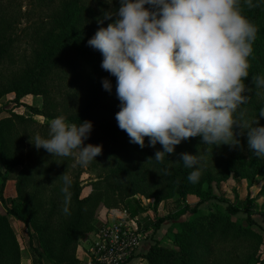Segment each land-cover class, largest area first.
I'll list each match as a JSON object with an SVG mask.
<instances>
[{
    "label": "trees",
    "instance_id": "trees-1",
    "mask_svg": "<svg viewBox=\"0 0 264 264\" xmlns=\"http://www.w3.org/2000/svg\"><path fill=\"white\" fill-rule=\"evenodd\" d=\"M252 2L255 6L249 7L243 0L240 5L243 14L257 27V33L245 80L249 99L237 111L257 117L264 107V88H257L252 77H264V0ZM118 7L119 0H112L111 4L107 0H0V98L14 93L16 102H21L27 95L41 96L43 109H32L34 115L51 120L63 109L77 125L91 121L93 144L102 145L97 161L92 160L87 169L71 156H55L50 158L54 167L35 169L26 164L27 157H17L8 163L6 172L0 171V201L6 209V214L0 213V264H22L21 244L8 216L26 226L30 247L38 254L33 256V264H79L77 247L95 228L101 206L126 209L135 215L129 201L134 196L153 200L152 209L156 212L164 200L174 196L186 199L194 193L201 197L195 207L185 204L172 215L157 216L155 231L164 222L182 220V216L191 213L190 218L179 222L173 234L174 247L155 243L143 255L147 263L252 264L264 244V235L255 229L259 223L253 218L254 212L218 197L212 184L231 174L251 181L261 176L264 180V157L240 151L222 161L221 170L201 171L198 182L192 183L187 177L193 169L178 161L184 152L165 154L157 161L151 158L156 150L148 146V137L143 148L129 142L115 119L120 110L116 78L101 68V53L87 44L100 27L112 22L98 23L103 12ZM104 78L112 82L111 91L103 88ZM260 120L264 126V118ZM35 125L33 117L17 113L2 117L1 153H25L22 150L27 143L31 145L29 159L32 153H48L29 142L30 135L39 134L32 130ZM194 150L189 153L199 151ZM18 166H25L16 181L18 197H5L6 173ZM88 169L98 170L99 174L90 181L92 193L83 197L82 175ZM64 172L72 181L68 214L62 211L64 184L59 177ZM213 199L226 202L227 206L217 205L207 212L199 209L202 203ZM240 212H245V217L234 219Z\"/></svg>",
    "mask_w": 264,
    "mask_h": 264
},
{
    "label": "clouds",
    "instance_id": "clouds-1",
    "mask_svg": "<svg viewBox=\"0 0 264 264\" xmlns=\"http://www.w3.org/2000/svg\"><path fill=\"white\" fill-rule=\"evenodd\" d=\"M243 2L255 6L252 0ZM240 5L241 0H119L118 8L98 19L100 24L112 22L87 44L101 53V68L116 78L117 126L141 148L145 137L148 146L159 143L163 150L151 158L160 161L196 136L204 144L238 145L236 126L241 135L246 131L252 154L264 157V126H257L264 107L251 124L234 117L249 99L245 80L257 33ZM252 83L264 88V77L253 76ZM102 86L112 90L107 78ZM92 128L91 121L77 125L61 115L48 122L47 138L30 135L29 142L53 156H74L83 167L102 152V145L84 144ZM202 160L199 153L179 154L178 161L193 169L189 182H198ZM59 179L64 184L62 211L68 214L72 181L66 172Z\"/></svg>",
    "mask_w": 264,
    "mask_h": 264
},
{
    "label": "rangeland",
    "instance_id": "rangeland-1",
    "mask_svg": "<svg viewBox=\"0 0 264 264\" xmlns=\"http://www.w3.org/2000/svg\"><path fill=\"white\" fill-rule=\"evenodd\" d=\"M264 95V94H263ZM264 97V96H263ZM79 101V99H78ZM59 104L63 105V102H59ZM32 109H43V98L41 96L27 95L23 97L21 102H16L15 94L10 93L6 96L0 98V119L2 117L11 116L13 113H17L26 117H33L36 120V125L32 128V130H36L41 136L48 134V122L46 117L42 115H34ZM56 116H64L66 120L70 123H73L70 115H67L63 112V109H60L56 112ZM235 119L243 122H247L251 124L256 117L250 115L248 113H243L237 111L234 114ZM257 126H263L261 120L259 119ZM22 130V129H21ZM20 130V131H21ZM31 131V130H29ZM236 138L239 141L238 145H229V144H221L219 146L212 144H204L202 142L201 137H190L184 141H182L179 145L175 147V152H192L194 149H198V153L203 156V160L200 162L201 171L221 170L222 161L228 159L231 155L236 154L240 151L247 152L246 154H252L251 151L247 147V135L246 131L243 135H241V129L239 126H236ZM94 136L89 135L88 139L84 141V144L91 143L93 144ZM230 143L235 142V140H230ZM156 152L162 151V147L159 143H157L153 147ZM31 145L27 143V146L22 150L25 153L17 152L15 153H1L0 150V171L4 172L7 168V165L11 160L17 159V157H27L28 161L27 165L33 167L35 169H46L49 167H54L52 164V159L55 158L51 153H32V158L29 159ZM174 152V153H175ZM195 153V154H198ZM3 154L4 156H1ZM59 157V156H58ZM74 158V156H71ZM7 161L5 162V160ZM45 159V162L43 160ZM50 159V160H48ZM40 161L38 163L37 161ZM76 163V162H75ZM74 163V164H75ZM28 166V167H29ZM25 166H18L13 170H10L6 175L8 176V181L5 184L4 195L8 198H17V178L19 172ZM85 169L86 166H84ZM6 172V171H5ZM68 173H71V169L68 170ZM99 171L95 169H88L82 175V180L84 181V189L82 192L83 197L89 196L92 191V185L90 184L91 179H94L98 176ZM263 178L261 176L257 177L255 180L251 181L247 177L241 176H233L232 174L222 181H214L212 184V189L215 194L223 199H226L228 202L238 205L240 207L252 209L254 212L253 218L259 223V227L264 229V193H263ZM1 182V179H0ZM54 185V184H53ZM201 197L197 194H189L186 199L180 198L178 196H174L172 198L164 200L158 207V210L153 211V200L147 199L142 195H137L131 198V206L135 210V215L139 218V228L141 232L142 244L144 246H152L155 243H160L162 247L172 248L174 247L173 243V234L177 232L179 227V222L182 220H186L191 217V213L182 216V220H168L161 225V228L157 231L154 229V221H157V216H169L170 214H174L178 209L183 207L185 204L190 205L191 207H195L197 203L200 201ZM217 205L227 206L226 202L220 201L219 199H213L210 201H206L199 206V209H202L204 212L208 211V208H215ZM111 209H107L105 206H101L97 212L96 220L94 222L95 228L89 233L87 236H95L97 234L98 228L103 224L100 222L99 217L101 215H105L106 213H110ZM0 213L6 214V209L4 205L0 201ZM245 212H240L233 218L237 217H245ZM107 216V215H106ZM12 226L14 227L18 239L20 241L22 247V260L24 264H30V259L35 255L38 257V254L35 253L34 250L31 249L29 244V233L27 231L26 226L22 222L21 225L18 224V219L13 216H8ZM255 227V229L264 235V231ZM157 235V236H156ZM151 239V242L149 241ZM37 243V241H36ZM148 247V249H149ZM34 249V248H33ZM147 249V251H148ZM28 260L27 262H25ZM147 262V261H146ZM48 264V263H46ZM252 264H264V244L261 246L257 256H255Z\"/></svg>",
    "mask_w": 264,
    "mask_h": 264
},
{
    "label": "built area",
    "instance_id": "built-area-1",
    "mask_svg": "<svg viewBox=\"0 0 264 264\" xmlns=\"http://www.w3.org/2000/svg\"><path fill=\"white\" fill-rule=\"evenodd\" d=\"M111 219L89 241L86 264H128L142 247L139 218L128 210H111Z\"/></svg>",
    "mask_w": 264,
    "mask_h": 264
},
{
    "label": "crops",
    "instance_id": "crops-1",
    "mask_svg": "<svg viewBox=\"0 0 264 264\" xmlns=\"http://www.w3.org/2000/svg\"><path fill=\"white\" fill-rule=\"evenodd\" d=\"M131 212L135 211L133 208L130 209ZM107 215V216H106ZM111 214L110 213H106L105 215H101L99 217L100 222H105L108 219H111ZM21 221H18V224L21 225ZM157 236V235H156ZM96 237V235L94 236H89V238L87 237L86 239H83L79 242V245L77 247V258L79 259L80 263L79 264H86L88 261V245H89V241H92L94 238ZM151 242V239L149 240ZM148 246H144L142 244V247L139 249L138 251V255L133 258L128 264H148L145 260V258L143 257V255L147 252ZM22 248V247H21ZM28 260H26L25 262H27ZM30 264H33V257L32 259H30ZM22 264H24V262L22 261Z\"/></svg>",
    "mask_w": 264,
    "mask_h": 264
}]
</instances>
